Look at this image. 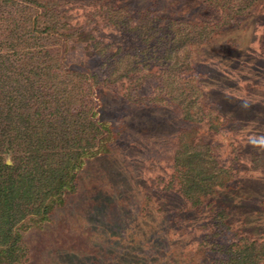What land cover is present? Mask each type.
<instances>
[{
    "label": "rangeland",
    "instance_id": "374dc122",
    "mask_svg": "<svg viewBox=\"0 0 264 264\" xmlns=\"http://www.w3.org/2000/svg\"><path fill=\"white\" fill-rule=\"evenodd\" d=\"M30 2L0 0V49L36 41L50 73H95L73 106L103 123L14 264H264V0Z\"/></svg>",
    "mask_w": 264,
    "mask_h": 264
},
{
    "label": "trees",
    "instance_id": "16d2710c",
    "mask_svg": "<svg viewBox=\"0 0 264 264\" xmlns=\"http://www.w3.org/2000/svg\"><path fill=\"white\" fill-rule=\"evenodd\" d=\"M50 60L46 50L28 39L13 41L8 49H0V69L6 70H0V264L16 262L15 242L20 236L17 230L26 229L30 222L46 220L64 204V195L75 189L76 170L83 156L100 152V147L90 150L96 124L103 123L92 119L96 115L93 104L89 101L73 106L78 96L82 100L86 96L93 98L95 73H50ZM29 102L39 104L33 122ZM56 138L64 150L41 149L42 141L55 142ZM14 143L25 144L23 154L7 163L2 153L12 149Z\"/></svg>",
    "mask_w": 264,
    "mask_h": 264
}]
</instances>
